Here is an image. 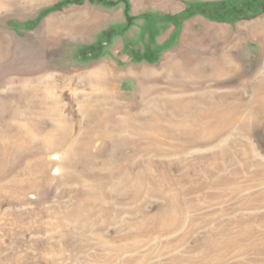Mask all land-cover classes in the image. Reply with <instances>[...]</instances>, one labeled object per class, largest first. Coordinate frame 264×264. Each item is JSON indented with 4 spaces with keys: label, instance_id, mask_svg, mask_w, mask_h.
<instances>
[{
    "label": "rangeland",
    "instance_id": "obj_1",
    "mask_svg": "<svg viewBox=\"0 0 264 264\" xmlns=\"http://www.w3.org/2000/svg\"><path fill=\"white\" fill-rule=\"evenodd\" d=\"M129 1L124 32V3L0 0V264H264V124L222 131L213 147L153 103L172 88L251 101L264 10ZM193 1L237 14L182 20ZM224 54L237 70L210 76L205 62ZM101 66L125 109L117 118L90 106L87 75ZM130 110L148 138L123 129Z\"/></svg>",
    "mask_w": 264,
    "mask_h": 264
},
{
    "label": "bare ground",
    "instance_id": "obj_2",
    "mask_svg": "<svg viewBox=\"0 0 264 264\" xmlns=\"http://www.w3.org/2000/svg\"><path fill=\"white\" fill-rule=\"evenodd\" d=\"M205 63L206 66L209 65L210 67L209 70L210 76L220 77V76L230 75L237 70V66L234 60L230 56H227L226 54L222 55V57H220L219 59H211L209 61H206ZM106 71H108L107 67L101 66L97 70L90 72L87 75L90 81L98 86L97 89L98 93L96 94L95 97H92L93 101L91 102L90 105L91 108H95V110H92V112H95L94 113L95 116H98L96 117V119L97 118L108 119L110 117L117 118V115H119L118 113L119 110H122V106H121L122 104L120 103V101L116 100V95L114 94V90H113L114 88L113 84L108 79L109 76L107 74L108 72ZM148 90L150 89L148 88ZM263 90H264V74L261 75V78L257 81V86L254 89L253 99L247 103H240V102L233 104L215 103L213 102V99L215 97L212 92L210 93V96H208L209 94H207V92L198 89L190 90V91L179 89L175 91V89L173 88L170 89V91H168V94L166 95L167 96L166 100L160 101L157 99H153L155 101L151 100V102L152 101L153 103L156 102L155 106H157V108H160V110L165 109L166 112L169 113L168 117L170 116L172 118H178V119H180L181 117L180 119L181 121L170 123L171 127L174 130H176L177 132L188 131L189 133L196 135L205 134L214 140L213 147H217L219 146V143L226 141L227 138L229 137V135H227L223 138V140L217 142L216 139L219 137L218 135L222 131H226V132L229 131L232 134L234 133V131H237L241 135L242 134L248 135V133L245 134V132L248 129L247 124L248 125L251 124L252 126L255 123L264 124ZM196 91H200V92L197 93ZM199 94L201 95L198 96ZM177 96L182 97L183 100L181 101L176 100L175 97ZM196 97H198L199 103L195 102ZM209 97L212 99L210 100ZM105 100L113 101V105L111 109H108L105 106ZM145 105L146 104H144V106ZM205 105H207L208 107L203 109ZM85 108H86V112L90 111L87 106ZM247 108H249L251 111L250 115L248 113L242 115L243 112H246ZM124 110L125 109L123 108L122 112ZM129 112H130L129 114L130 119H128V121H132V123L129 122V125L123 126V129H132L133 131L136 132V134L138 133L140 136L148 138L150 133L147 132L148 129L145 128L146 126L137 125L141 123L139 122L141 112H137L136 114L132 113L131 110ZM153 115L159 116L161 114L160 112L153 111ZM135 119L137 121V124ZM245 120H246V124L243 123ZM107 126H103V130L105 131L106 135H108ZM249 128H251V126ZM116 129L119 130L120 128L119 129L116 128ZM215 135L217 136L215 137ZM243 153L248 154V150H245ZM216 154H217L216 157L217 156L219 157V155L220 156L222 155V152L217 151ZM223 155H228L229 159L231 157V154H229V152H225ZM124 162H127V160Z\"/></svg>",
    "mask_w": 264,
    "mask_h": 264
},
{
    "label": "trees",
    "instance_id": "obj_3",
    "mask_svg": "<svg viewBox=\"0 0 264 264\" xmlns=\"http://www.w3.org/2000/svg\"><path fill=\"white\" fill-rule=\"evenodd\" d=\"M77 1L80 2V0H63L62 4L64 5V3L68 4V3H73ZM101 1L107 5H113V4L117 5L120 3L125 4L124 13L129 22V25L124 27L123 31L124 32L127 31V29H129V27L131 26L132 21L136 19V16H133L131 14L130 1L129 0H101ZM227 4H228L227 2L218 4L214 2L212 3V2H203V1H193L190 4V6L187 8V10L185 11L184 15L181 17V19L185 20L193 15L202 13V14L212 15L213 17H216L219 20H228L229 15L237 14V8L234 6H229ZM243 6H244V8L242 9V11L244 12L243 14H245V12H248L249 10H252L258 13L264 10V0H248L245 2ZM60 7H61L60 5L56 7H51V10L60 9Z\"/></svg>",
    "mask_w": 264,
    "mask_h": 264
}]
</instances>
